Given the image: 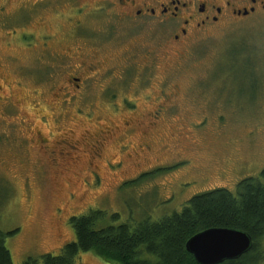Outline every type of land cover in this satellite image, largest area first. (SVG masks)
<instances>
[{
    "label": "rangeland",
    "instance_id": "374dc122",
    "mask_svg": "<svg viewBox=\"0 0 264 264\" xmlns=\"http://www.w3.org/2000/svg\"><path fill=\"white\" fill-rule=\"evenodd\" d=\"M22 1L26 11L0 12V230L17 231L6 238L14 264L75 240L74 215L157 220L195 194L235 191L264 169V13L202 32L179 51L168 22L78 11L82 2L96 7L92 0H49L31 15L36 0ZM83 61L99 62V72L83 76ZM73 76L86 78L82 88ZM161 104L158 119L133 115ZM63 131L93 142L109 137V163L89 155L56 163L29 135L50 145ZM132 148L134 160L115 163ZM161 163L173 168L134 180ZM78 264L119 263L85 252Z\"/></svg>",
    "mask_w": 264,
    "mask_h": 264
},
{
    "label": "trees",
    "instance_id": "16d2710c",
    "mask_svg": "<svg viewBox=\"0 0 264 264\" xmlns=\"http://www.w3.org/2000/svg\"><path fill=\"white\" fill-rule=\"evenodd\" d=\"M164 170L143 172L134 180L152 178ZM104 218L105 213L100 210L72 216L75 240L65 244L57 254L45 253L41 259L30 257L24 264H78L79 256L85 252H94L119 264H200L187 250L186 242L211 227L242 229L253 237L247 253L220 264H262L264 169L257 176L241 179L235 191L218 187L195 194L181 211L157 220L147 217L138 223H107ZM16 232L0 230V264H14L6 238Z\"/></svg>",
    "mask_w": 264,
    "mask_h": 264
},
{
    "label": "flooded vegetation",
    "instance_id": "af4514ba",
    "mask_svg": "<svg viewBox=\"0 0 264 264\" xmlns=\"http://www.w3.org/2000/svg\"><path fill=\"white\" fill-rule=\"evenodd\" d=\"M49 0H36L31 6L33 7L31 11V15L38 11V5L40 3L45 2L44 7H49ZM87 1V0H86ZM97 4L96 7H88L89 4L83 3V6L78 7L79 12L90 11L93 13H104L110 16V19H117L119 21H123L126 23L134 22L137 24L146 23L147 21H159V23H170L171 30L173 34L170 38L171 42H173L176 47H179V51H182L186 48L188 43H192L196 39H198L199 34L205 31H210L214 27H221L227 24H232L237 21L244 22L246 20H251L257 15H261L264 13V0H92ZM11 0H0V12L6 8L7 6H15L19 9H24L26 11V6L23 5V1L20 0L14 5L11 4ZM81 25L80 27H82ZM79 27V28H80ZM86 28L83 27V30ZM15 33H20L17 29ZM25 32H21V37L24 36ZM8 34H14L12 30L8 31ZM82 66L84 70L82 71V75L89 77L91 75L99 72L100 63L99 62H91L88 64L83 61ZM75 87L76 89L82 88L84 81L86 78L82 79L81 77H74ZM70 82H72L70 80ZM127 104L132 107H136V103L133 101H126ZM117 105V103H114ZM131 109V108H130ZM167 107H164L162 104L159 105V108L155 111L148 110L147 113L145 111L135 112L133 113L134 117H146L150 116L153 119H158L160 115L165 114ZM134 120V119H133ZM156 124V123H152ZM128 132V131H127ZM63 138L52 141L50 145H47L49 141L42 137L41 134L32 136L33 141L36 142L37 138L45 144L47 148H51L50 157L51 161L58 163V157H63V161L65 162H73L76 160H80L82 156L89 155L93 156L94 159H105L109 163V159H107V141L109 137H102V139H96L94 142L91 140L92 137H84L82 135L79 137L73 133H68V131L61 132ZM55 135V134H54ZM94 137V136H93ZM85 139V140H84ZM31 140V139H30ZM124 146V148H123ZM143 149V145H140ZM121 150L125 149V145H122ZM145 149L148 152L151 149L149 144L145 145ZM43 153H48L45 151ZM134 155H139L138 151L134 148L129 149L120 155L115 163H121V158H132ZM116 157V153L113 154V159ZM134 160V159H133ZM118 165V164H117ZM166 164H154L148 167L147 169L141 171L143 172H153L156 169L163 168L166 169L159 174H166L167 171L171 170L173 167H164ZM157 167V168H155ZM165 172V173H164ZM92 179H100L96 173L92 175Z\"/></svg>",
    "mask_w": 264,
    "mask_h": 264
},
{
    "label": "water",
    "instance_id": "95a60500",
    "mask_svg": "<svg viewBox=\"0 0 264 264\" xmlns=\"http://www.w3.org/2000/svg\"><path fill=\"white\" fill-rule=\"evenodd\" d=\"M253 245V237L247 231L230 227H211L193 235L187 242V250L200 264H220L247 253Z\"/></svg>",
    "mask_w": 264,
    "mask_h": 264
}]
</instances>
